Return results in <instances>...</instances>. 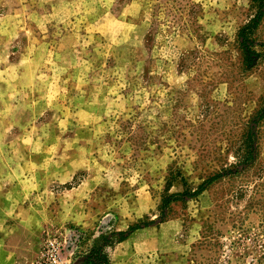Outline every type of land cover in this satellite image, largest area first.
Instances as JSON below:
<instances>
[{
    "label": "rangeland",
    "instance_id": "obj_1",
    "mask_svg": "<svg viewBox=\"0 0 264 264\" xmlns=\"http://www.w3.org/2000/svg\"><path fill=\"white\" fill-rule=\"evenodd\" d=\"M135 225L110 264H264V0H0V264Z\"/></svg>",
    "mask_w": 264,
    "mask_h": 264
},
{
    "label": "trees",
    "instance_id": "obj_2",
    "mask_svg": "<svg viewBox=\"0 0 264 264\" xmlns=\"http://www.w3.org/2000/svg\"><path fill=\"white\" fill-rule=\"evenodd\" d=\"M246 40V38H245ZM248 60L251 61V56L249 55ZM187 194L186 192L180 194H168L162 198V205L161 208L168 207L171 202L179 200V197L184 196ZM142 228L140 225L132 226L129 231H121V232H114L111 238H105L106 242L101 244L100 246H94L91 251L90 255L88 256L87 264H110V257L108 252L106 251L107 246H112L117 242H122L128 238V236Z\"/></svg>",
    "mask_w": 264,
    "mask_h": 264
},
{
    "label": "crops",
    "instance_id": "obj_3",
    "mask_svg": "<svg viewBox=\"0 0 264 264\" xmlns=\"http://www.w3.org/2000/svg\"><path fill=\"white\" fill-rule=\"evenodd\" d=\"M9 253H12V251H8Z\"/></svg>",
    "mask_w": 264,
    "mask_h": 264
},
{
    "label": "built area",
    "instance_id": "obj_4",
    "mask_svg": "<svg viewBox=\"0 0 264 264\" xmlns=\"http://www.w3.org/2000/svg\"><path fill=\"white\" fill-rule=\"evenodd\" d=\"M53 247H54V245H53ZM46 255H47V252H46Z\"/></svg>",
    "mask_w": 264,
    "mask_h": 264
}]
</instances>
